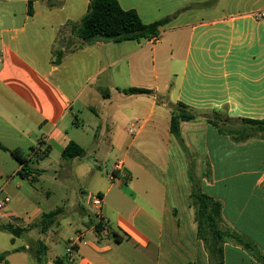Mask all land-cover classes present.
I'll use <instances>...</instances> for the list:
<instances>
[{
    "label": "crops",
    "instance_id": "0c3cea01",
    "mask_svg": "<svg viewBox=\"0 0 264 264\" xmlns=\"http://www.w3.org/2000/svg\"><path fill=\"white\" fill-rule=\"evenodd\" d=\"M117 1L145 24L172 20L156 42L87 44L73 30L90 0H0L1 189L22 178L14 150L32 160L46 151L45 162L76 142L86 156L62 170L83 180L97 174L88 159L98 157L103 141L116 159L97 190L109 230L97 234L96 220L79 205L76 252L44 264H210L190 201L195 163L202 191L222 204V228L256 249L257 256L226 243L223 264H263L264 138L237 142L208 120L264 121V17H257L264 0ZM22 22L29 34L18 28ZM130 88L153 94L123 92ZM178 103L197 116L182 123L180 139L170 132V105ZM35 213L21 228L40 222L44 213Z\"/></svg>",
    "mask_w": 264,
    "mask_h": 264
},
{
    "label": "trees",
    "instance_id": "16d2710c",
    "mask_svg": "<svg viewBox=\"0 0 264 264\" xmlns=\"http://www.w3.org/2000/svg\"><path fill=\"white\" fill-rule=\"evenodd\" d=\"M29 4L31 6V2ZM171 20L172 17H168L145 24L135 10H124L117 0H90L87 14L82 18L76 30L73 31L80 40L87 44L97 41L122 43L144 39L152 40L160 37L162 28L169 24ZM123 92L129 95L153 94L151 90L141 88H130L123 90ZM105 96L108 95L105 94ZM170 109V132L180 139L182 123L195 121L197 116L183 103L171 104ZM208 122L216 126L222 134L232 137L237 142H244L253 138H264V121L232 120L227 116L218 114L216 119H209ZM219 123H222V125ZM12 155L21 167L19 175L23 179L31 181L35 180L33 175L36 173L32 163H40L48 158V152L46 151L36 152L35 160H32V157H26L20 150L12 151ZM85 156L86 150L76 142H71L62 154L65 161L84 158ZM194 167L195 163L190 162L189 179L192 185L190 201L195 210L198 237L206 247L210 264H223V246L229 242L238 244L257 256L255 247L242 236L222 228L224 220L222 204L202 191L201 179L196 176ZM64 212L65 209L58 208L49 213H44L39 224L41 233L46 234ZM84 225L90 227L93 222L84 223ZM94 227L97 234H102L104 231V224L101 221L96 222ZM0 229L7 230L16 237L31 231V227L21 228L12 224L1 225ZM47 250L46 245L41 243V246L35 252V259L38 264H44ZM5 260L6 254H0V262ZM262 262L264 264V257H262Z\"/></svg>",
    "mask_w": 264,
    "mask_h": 264
},
{
    "label": "rangeland",
    "instance_id": "374dc122",
    "mask_svg": "<svg viewBox=\"0 0 264 264\" xmlns=\"http://www.w3.org/2000/svg\"><path fill=\"white\" fill-rule=\"evenodd\" d=\"M32 1L34 3V1L40 2L42 0ZM47 1L45 0V3ZM136 1L121 0L125 7L136 4ZM18 5H22L23 10L27 7L21 3H18ZM25 24V22L20 23L18 28L25 26V33L29 34L31 26ZM144 40L150 41L148 39ZM58 59L59 56L56 55V60L58 61ZM81 109V105L78 104L75 112L78 113L79 122L87 131L89 126L83 123L85 115L78 112ZM72 132L74 131L72 130ZM89 135L91 136L92 145L95 146L96 142L92 134L89 133ZM101 143L99 146L101 151L98 157L88 159L97 174L90 175L86 179L77 180L66 174L62 170V165L66 163L65 160L61 156L53 154L49 161L32 163V167L36 171L33 175L34 181L16 177L17 182L9 191H5V194L0 187V201H3L6 197L11 198V202L4 211V213L10 212V219L4 217L3 214L0 217V226L12 224L20 227L26 225L25 227H27V220L30 219L33 222L37 220L34 218L36 210L43 214L58 208L65 209V213L59 217L57 223L46 234L41 233L40 222L31 225V231L23 233L20 237L14 236L7 230L0 229V254H6V260L3 261V264H37L35 252L39 249L41 243L45 245L55 243L57 248L56 252L48 250L44 257L45 260L54 258L55 255L61 258L68 255L66 243L68 244L67 241L77 235L75 231L81 226L79 205L88 211L93 221L96 220L97 222L95 217L97 211L93 208V198L98 195L97 190L99 188H103L108 184L107 175L111 173L116 162L112 155H108L105 143L103 141ZM18 183L22 185V188H16Z\"/></svg>",
    "mask_w": 264,
    "mask_h": 264
},
{
    "label": "built area",
    "instance_id": "2783aa9c",
    "mask_svg": "<svg viewBox=\"0 0 264 264\" xmlns=\"http://www.w3.org/2000/svg\"><path fill=\"white\" fill-rule=\"evenodd\" d=\"M258 18L264 17L263 14H258ZM159 38L152 39V42L158 41ZM120 164L116 166L117 170H120ZM112 178V176H111ZM31 179V178H30ZM11 202L10 197H6L3 201H0V217L3 215L6 206ZM93 208L97 211L95 214V217L97 219V222H102L104 224V231L108 232V226L107 221L103 215V197L101 195H97L93 198ZM82 235L80 233H77V235L73 238H70L67 242V251L68 255L72 256L75 253V248L78 246L79 241L81 240Z\"/></svg>",
    "mask_w": 264,
    "mask_h": 264
},
{
    "label": "water",
    "instance_id": "95a60500",
    "mask_svg": "<svg viewBox=\"0 0 264 264\" xmlns=\"http://www.w3.org/2000/svg\"><path fill=\"white\" fill-rule=\"evenodd\" d=\"M51 174L54 175V173H51ZM88 221H89V218H86V219L84 220L85 223H88Z\"/></svg>",
    "mask_w": 264,
    "mask_h": 264
}]
</instances>
